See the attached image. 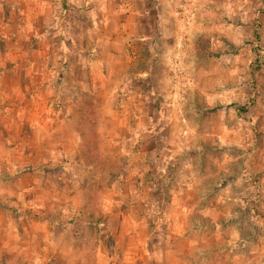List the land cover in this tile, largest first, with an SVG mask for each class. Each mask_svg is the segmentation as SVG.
Listing matches in <instances>:
<instances>
[{"label":"rangeland","instance_id":"obj_1","mask_svg":"<svg viewBox=\"0 0 264 264\" xmlns=\"http://www.w3.org/2000/svg\"><path fill=\"white\" fill-rule=\"evenodd\" d=\"M117 3L0 0V124L18 122L17 85L23 81L19 62L31 59L33 44L39 46L40 59L50 62L30 70L52 78L54 121L72 126L74 161L67 170L76 173L73 188L86 190L72 195L83 208L81 202L89 201L85 214L91 222L103 191L109 197L107 189L113 185L119 204H136V250L142 244L158 264L175 263L173 230H185L193 239L194 254L184 259L186 264H227L240 249L237 242L229 251L231 234L252 238L249 249L259 243L256 248L264 251V199L254 206L264 187V0H248L241 8L165 0L160 5L178 14L177 25L166 21L165 37L153 47L156 54L141 56L152 60L151 68L144 63L133 67L149 76L125 83L114 67L112 75L110 68L104 72L100 64L96 67L104 54L113 65ZM158 5L151 16L164 11ZM176 28L180 36L175 44L171 33ZM103 34L108 37L105 49ZM2 128L1 137L7 134ZM63 168L59 163L56 170ZM88 171L89 178H82ZM179 188L189 189L182 195ZM40 198L32 193L0 195V220L13 224L12 229L0 224V239L10 242L9 247L0 243V264H40L48 257L42 251L48 236L38 234L47 219V211L36 210ZM182 199L190 210L188 225L170 226L171 206ZM48 214L61 216L57 208ZM81 214L72 209L71 230H82L90 240V228L79 226L87 218ZM255 217L260 227L254 225ZM57 229H50L51 238ZM214 233L217 239L211 245L208 239ZM123 242L109 238L103 247L120 254ZM186 248V242L178 246ZM74 249L84 255L73 264H97L96 253L102 250L96 241L84 248L75 242ZM111 263L107 258L98 262Z\"/></svg>","mask_w":264,"mask_h":264},{"label":"crops","instance_id":"obj_2","mask_svg":"<svg viewBox=\"0 0 264 264\" xmlns=\"http://www.w3.org/2000/svg\"><path fill=\"white\" fill-rule=\"evenodd\" d=\"M34 1L37 3V0H31V2ZM202 1L207 2L209 8L210 4L221 3L225 5L237 4L236 7L241 8L244 6L243 4H247L248 2V0ZM164 2L165 0H118L116 11L113 13L114 19L119 18L115 21L116 29H114L115 31L112 34L113 41H115L113 49L116 52L113 55V65L109 63V60L105 59L106 54H104V58L96 60V67L100 64L99 66L106 68L103 69L104 72L110 68L111 75L114 67V72L118 70L117 74H121V78H126L123 81L124 83L127 81L139 82L146 79L149 76L148 71L137 72L133 67L136 63H144L148 68L152 67V60L150 58H142L141 56L150 51L156 54L153 47L157 40L162 42L165 37L166 21L175 25H177L178 21V14L176 12L168 11L167 7L160 5ZM156 3L164 11L157 12L156 15L151 16V9ZM36 16H39V13ZM121 17L123 19L120 20ZM144 20L145 22H143ZM171 35L173 39L175 38L176 44V40L180 36L177 28ZM35 38V36H32V42ZM101 39L102 43L104 42L102 48L105 49L108 37L106 34H103L101 35ZM23 43H26V40ZM33 45L30 49L33 54L31 59L22 57L19 62L23 71L21 72L23 81L20 85H17L21 88L17 96L20 105L14 110L16 111L18 122L15 125L8 119L6 124L4 123L5 125L0 124L3 127L2 129L7 132L6 136H0V195H27L32 193L41 196L36 210L39 212L47 211V219L43 221L44 223L40 226L38 234H46L48 236L45 239L47 242L42 246V251H46L45 253H47L48 257L59 259L64 264H73L74 260L77 259L76 257H79L78 255L81 258L83 257L82 250L77 251L74 249L75 242L81 243V247L84 248L93 241L97 242L98 248H102V250L99 249L96 253L97 259H95L97 260V264L102 258H107L112 262L111 264H117L116 262L118 264H158V258L151 254V252L144 250L141 244L142 240H139L141 251L136 250V221L139 220L138 215L134 213L137 211L136 204H132L131 207L130 204H128L129 206L126 204V207L119 204L117 194L114 192L116 189L113 185L107 189L111 191L110 196L105 197L103 191V195L100 197L101 200L97 202V215L94 222L90 221L91 218L87 216V213L85 214V211L89 209V201L81 202L85 207L83 208L80 202L76 201L75 197L73 198L72 193L80 196L86 190L78 191L74 189L78 188L76 186L73 188L74 180L77 176L75 172L67 170L72 166V162L74 161L72 158L73 154L71 153L73 141L72 126L66 124L57 125L54 121L56 110L53 107V102L56 98V92L51 85L52 78L45 73H40L38 70L34 73L33 70H30L31 66L38 67L42 63L48 65L50 61L49 59H40L41 49L39 46ZM169 50L173 52L175 48L169 46ZM121 89L119 90L121 91ZM66 115L67 110L64 112V116ZM60 127H62V130H60ZM59 163L63 164L64 170H56ZM81 175L82 178L88 179L90 172L88 171ZM188 189L179 188L178 191L182 195H186ZM260 190L262 196L255 198V207L262 204L260 198L264 199V187H261ZM54 208H57L61 212V216H50L48 214ZM171 208L174 210V220H172L173 222L170 223V226L176 225L177 222L181 228L187 227L190 210L186 206L185 200L182 199L181 202L175 203ZM72 209L81 210V217H87L85 218L86 220L81 221V224L79 223V226L81 225V229L83 226L90 228V240L85 238V235H81L82 230L80 231V229L77 233L73 234V230H71L73 223L70 222L72 219ZM98 211L105 213H102L104 215H98ZM212 221L214 222L215 220ZM253 222L255 223L254 225H257L256 227L262 225L260 221L258 222L257 217L253 219ZM0 224L5 229H12L13 227L12 223L4 220H0ZM215 224H213L214 227L217 226ZM95 227L98 228V233H96ZM51 228H58V235L52 238L50 237ZM172 232L177 235L175 237L176 245L173 247L174 250H171V256L174 258L175 263L169 264H186L184 259L187 256V258L192 257L194 254L193 239L184 234L185 230H182V232L180 230H173ZM109 238L112 240L119 238L124 240L122 248H125V250H121L122 254L113 252L107 249L106 246L103 247L104 242L108 241ZM216 239L217 236L214 233L211 239L209 238L208 240L209 243H212L211 245H214ZM210 240L212 241L210 242ZM20 242L21 240L17 241L15 245H18ZM182 242H186L187 244L185 250L178 249V246L182 245ZM237 242L239 243V252L233 254L232 260L227 264H264V256L262 258L264 251L261 247L256 248L259 243H256L253 245L255 247L249 249L254 244L252 238L241 239L236 234H231L229 240H227L231 249L229 251L233 250L232 248L235 247ZM0 243L6 247L10 245V242L2 239H0ZM242 247L246 248L241 249Z\"/></svg>","mask_w":264,"mask_h":264},{"label":"built area","instance_id":"obj_3","mask_svg":"<svg viewBox=\"0 0 264 264\" xmlns=\"http://www.w3.org/2000/svg\"><path fill=\"white\" fill-rule=\"evenodd\" d=\"M40 264H56L51 257H47L46 259L42 260Z\"/></svg>","mask_w":264,"mask_h":264}]
</instances>
